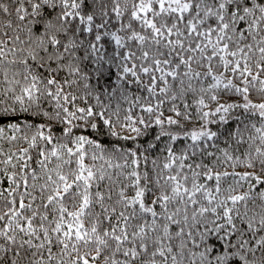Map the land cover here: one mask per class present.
I'll list each match as a JSON object with an SVG mask.
<instances>
[{"label":"snow or ice","instance_id":"obj_1","mask_svg":"<svg viewBox=\"0 0 264 264\" xmlns=\"http://www.w3.org/2000/svg\"><path fill=\"white\" fill-rule=\"evenodd\" d=\"M0 264H264V0H0Z\"/></svg>","mask_w":264,"mask_h":264}]
</instances>
